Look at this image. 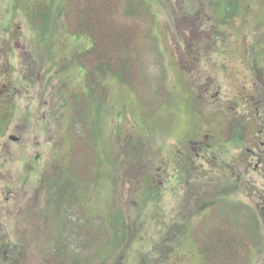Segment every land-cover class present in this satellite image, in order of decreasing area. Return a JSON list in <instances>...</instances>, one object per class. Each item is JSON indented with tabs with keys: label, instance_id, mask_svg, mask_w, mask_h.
<instances>
[{
	"label": "rangeland",
	"instance_id": "374dc122",
	"mask_svg": "<svg viewBox=\"0 0 264 264\" xmlns=\"http://www.w3.org/2000/svg\"><path fill=\"white\" fill-rule=\"evenodd\" d=\"M28 1L34 14L61 0ZM62 1L45 39L21 3L0 0V264H264V171L216 170L217 149L188 148L209 132L218 146L220 115H238L222 107L233 86L216 99L215 85L208 102L191 71L210 57L217 80L249 51L264 71V0H236L237 16L233 0H80L92 15L78 38ZM82 33L110 54V77L95 72L91 94L96 61L79 54L93 40ZM58 173L61 207L47 189ZM115 222L126 243L104 249Z\"/></svg>",
	"mask_w": 264,
	"mask_h": 264
},
{
	"label": "flooded vegetation",
	"instance_id": "af4514ba",
	"mask_svg": "<svg viewBox=\"0 0 264 264\" xmlns=\"http://www.w3.org/2000/svg\"><path fill=\"white\" fill-rule=\"evenodd\" d=\"M216 2L214 1L215 4H218V2ZM218 5L222 6L221 3ZM230 8L232 9V6ZM233 8L235 9L234 13L231 9H229V12L230 14L233 13L231 16H237L239 4L235 3ZM200 11L204 12L202 9ZM219 39L223 42L226 41L225 37H223V39L220 37ZM227 41H230V38H227ZM241 43L245 45V43L247 44V41L237 43L236 47L242 50L243 46H241ZM189 44L193 49V45L195 46V43L190 42ZM193 51V57L198 61V57L195 55L199 52L195 48ZM224 53L226 54L225 49ZM242 58L241 66L243 71L241 70V67L236 68L239 71H215V73H218L217 77L219 79L217 80L212 79L211 73L214 71H208V66L210 68V65L208 64L210 57L209 59L204 58L206 71H191V73L196 76V79L200 81L201 79H204V86L203 84L202 86L208 102L214 92L213 89L215 88V85H217V91L215 94L217 97L216 99L220 96L222 87H225L224 84L233 86L232 88L236 91L235 94L231 95L232 99L224 100L222 107L223 111L228 108L230 111L238 113V115H225V112L220 115V120L218 119V136H220L221 142H219L218 146L211 142V136L216 135L209 132L208 134H204V141L199 139V137L195 140H193V138L188 140V148L190 151L191 149L192 151H198V156L202 155L200 152L210 151L213 149H217V151L214 152L215 154L221 156H223V154L226 155L227 162L225 161V164L222 163L223 159L218 160V155L213 156L215 161H221L220 163H216V170H233L236 172L239 170L250 171L253 166L256 170L264 171V71H258L257 62L254 60L253 52H243ZM199 59H201V57H199ZM189 95L190 93H188V97L186 99L188 107L195 106V103H197L200 107L201 102L199 103L193 101V98L191 97L190 99ZM176 108L177 106L175 109ZM199 117L203 120L202 125L204 123H209L210 121L208 115L203 114V110L202 115ZM258 124L262 126L259 130ZM227 134L228 136L230 135V137H228ZM241 154H245L247 158L237 156ZM230 156L232 157L229 159L228 157ZM232 161H235V163L232 166H228L227 164Z\"/></svg>",
	"mask_w": 264,
	"mask_h": 264
},
{
	"label": "trees",
	"instance_id": "16d2710c",
	"mask_svg": "<svg viewBox=\"0 0 264 264\" xmlns=\"http://www.w3.org/2000/svg\"><path fill=\"white\" fill-rule=\"evenodd\" d=\"M18 3H21L20 6H18V8L20 7L21 9H26V12H27V15L29 16L30 20L31 21H35L37 22V24H35V29H37V31L41 34L44 35V38L47 39L50 35V29L52 27H54V24L57 23L54 21L53 17L54 15L52 16L53 14V11L58 9L57 11L59 12V17H64L65 16V12L62 10V5L65 3L63 2L62 0L61 1H55V2H49V3H45L44 1L41 3V2H36V4H34V6H38L39 8H41L40 11L32 14V12H35V10L31 7L32 4H29V1L28 0H17ZM72 2V6H71V10L68 12L69 16H71L70 19H72V21H74L75 23V27H76V33H74V37H79L80 36V33L82 32V29H81V26L80 24L78 23L79 19L80 18H84V17H90L92 15V10L90 9V7L88 8H85L83 6V11H81V9L77 6V3L80 1V0H71ZM234 3H236V0H233ZM51 3L53 5H51ZM67 5H70V3H66ZM33 6V5H32ZM82 6V5H81ZM120 10V9H119ZM119 10H116L114 11L113 13V16L115 18V20H117L116 18H118V16H120V12ZM62 11V12H61ZM72 13V14H71ZM61 14V15H60ZM115 14L117 15V17L115 16ZM73 16V17H72ZM120 18H118L119 20ZM56 20H58L56 18ZM117 20V21H118ZM56 27V26H55ZM83 35L85 34L86 36H83V37H89L90 35V39L93 40L92 42V46L91 48H89V50H86L84 51L83 53H80L79 54V60H80V63H83V61H88L89 60V57L91 56V54L93 53V57H94V60L96 61V64L95 66L93 67V69H90L88 70V67H84L87 69V71H90L91 73H89V78L91 77V81H90V84L93 88L90 89V94L92 93V90L95 89L94 88V83L96 84V81H95V72H99V74L102 76V77H108L109 74H107V76L103 73L104 71V68H110V64L106 63L105 60L106 58H108L110 56V54H101L104 53V45H102L103 42H101L100 40H98V38L94 35V34H88V33H82ZM114 37H111L113 41H115V43L119 42L121 39L116 35V33L114 32L113 33ZM73 35H71L72 37ZM72 37V38H74ZM108 42V41H107ZM101 50V51H100ZM83 55H84V58H83ZM93 74V75H92ZM92 75V76H90ZM113 76V75H111ZM98 77V76H97ZM102 77H98L100 79H102ZM110 77V76H109ZM100 83V86H99V90L101 89V87L103 86L102 82H98ZM95 92V91H94ZM102 94V93H101ZM60 173H64L65 172L62 170V172ZM63 179V174H59L58 173V176H55L54 177V181H57L56 182V185L54 184H51V186H48V194L51 196V198L53 199V196L55 195V192H59L56 196L57 200H58V205L61 207V203H62V199H60V196H64L66 193L68 192H61L60 189H61V186L62 185H59L61 183V180ZM59 185V186H58ZM55 199V198H54ZM63 209V208H62ZM111 219H108L109 221L111 222H114L116 220H114L116 218V215H113L112 217H110ZM118 219H121V217H117ZM120 220V221H121ZM119 221V222H120ZM117 223L115 222L116 224H110L108 226V228L105 230L106 233L103 234L104 236H108V237H105L104 236H100L101 239H103L104 241V249L105 248H108V247H111L113 248L114 251L120 249L121 246H123L126 241L124 239V237H121V233H120V229L119 228H122L124 227V223ZM93 231V230H92ZM107 239V240H106ZM222 243H223V240H221ZM225 245H228V243H224L223 246L221 248H225ZM206 250H203L202 252V255L206 253ZM229 251H231V247L229 248ZM63 252L60 251V256L63 257Z\"/></svg>",
	"mask_w": 264,
	"mask_h": 264
},
{
	"label": "water",
	"instance_id": "95a60500",
	"mask_svg": "<svg viewBox=\"0 0 264 264\" xmlns=\"http://www.w3.org/2000/svg\"><path fill=\"white\" fill-rule=\"evenodd\" d=\"M10 139H11L12 141H15V142H17V141H18V138H16V137H13V136H12Z\"/></svg>",
	"mask_w": 264,
	"mask_h": 264
}]
</instances>
